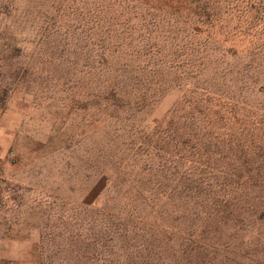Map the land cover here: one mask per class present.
Wrapping results in <instances>:
<instances>
[{
	"label": "rangeland",
	"instance_id": "rangeland-1",
	"mask_svg": "<svg viewBox=\"0 0 264 264\" xmlns=\"http://www.w3.org/2000/svg\"><path fill=\"white\" fill-rule=\"evenodd\" d=\"M31 8L0 0V264H257L244 234L195 221L210 153L180 95L103 92L91 47Z\"/></svg>",
	"mask_w": 264,
	"mask_h": 264
},
{
	"label": "trees",
	"instance_id": "trees-1",
	"mask_svg": "<svg viewBox=\"0 0 264 264\" xmlns=\"http://www.w3.org/2000/svg\"><path fill=\"white\" fill-rule=\"evenodd\" d=\"M31 6L39 33L63 32L91 47L103 92L141 100L180 95L183 128L210 153L207 199L194 210L195 221L244 234L264 264V0H31ZM194 196L192 189L185 200ZM146 202L157 205L154 195Z\"/></svg>",
	"mask_w": 264,
	"mask_h": 264
}]
</instances>
